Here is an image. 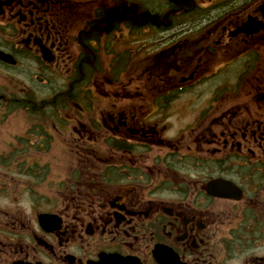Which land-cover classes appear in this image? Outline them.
<instances>
[{"label":"flooded vegetation","instance_id":"flooded-vegetation-1","mask_svg":"<svg viewBox=\"0 0 264 264\" xmlns=\"http://www.w3.org/2000/svg\"><path fill=\"white\" fill-rule=\"evenodd\" d=\"M0 264H264V0H0Z\"/></svg>","mask_w":264,"mask_h":264}]
</instances>
